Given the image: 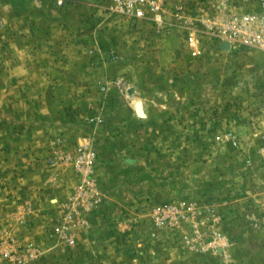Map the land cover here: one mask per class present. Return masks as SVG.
Listing matches in <instances>:
<instances>
[{
	"label": "rangeland",
	"instance_id": "1",
	"mask_svg": "<svg viewBox=\"0 0 264 264\" xmlns=\"http://www.w3.org/2000/svg\"><path fill=\"white\" fill-rule=\"evenodd\" d=\"M69 1L0 0V264H264V51L200 21L258 0H166L161 23ZM62 6L80 33L49 36L42 15ZM86 138L93 185L75 203L61 156ZM44 146L77 181L38 209L18 190Z\"/></svg>",
	"mask_w": 264,
	"mask_h": 264
},
{
	"label": "built area",
	"instance_id": "2",
	"mask_svg": "<svg viewBox=\"0 0 264 264\" xmlns=\"http://www.w3.org/2000/svg\"><path fill=\"white\" fill-rule=\"evenodd\" d=\"M57 1L60 3L62 0ZM258 2L260 6L258 14L243 11L234 6L227 7L224 3L216 8L212 16L200 15V21L210 33L218 35L222 41L227 42L230 46L248 44L264 51V0H258ZM165 4L166 0H113L109 8L134 16H143L148 10L152 15V19L161 23L165 12ZM174 15L176 17L182 16L177 9L174 10ZM95 157V148L89 138H86L75 152H64L61 156L62 161L72 164L81 178V184L71 196L75 203L80 201L78 198L83 196L87 198L88 193L92 190L93 180H91L90 174ZM56 161L57 159L51 158V162ZM177 209L176 204H165L156 208L155 214L160 215L161 212L165 211L173 213ZM5 252L3 254L6 255ZM32 254V252L29 253V255ZM20 263V257H13L12 264Z\"/></svg>",
	"mask_w": 264,
	"mask_h": 264
},
{
	"label": "crops",
	"instance_id": "3",
	"mask_svg": "<svg viewBox=\"0 0 264 264\" xmlns=\"http://www.w3.org/2000/svg\"><path fill=\"white\" fill-rule=\"evenodd\" d=\"M51 0H45V2H49ZM74 2V4L86 3L90 0H70L69 2ZM79 6V5H78ZM80 10L76 8L68 9L66 6L57 7L55 10L50 9L47 11V16L42 15V18L46 20L45 26L46 30H48L49 36H51V31L61 32L62 34L67 31V27H69V31L76 30V32L80 33L77 29H81V25L83 23L82 15L79 12ZM70 20L72 22H70ZM76 26H75V25ZM74 25V26H73ZM75 27V28H74ZM63 38V36H62ZM143 110L145 111L144 105H142ZM80 136V135H78ZM77 138V135L74 137ZM77 141V140H75ZM64 147H68L64 142L62 143ZM47 146L42 147L41 152L38 156L44 157L41 161L29 163H25L23 167V177L22 183L23 188L22 191L18 190L22 194L23 201H29V203L38 209L46 208L48 205H51L53 208L58 204V202L66 197L68 194L70 185L77 181V177L72 173L70 168H60L59 173L55 168H50L47 166L45 162V155H47ZM30 155V154H29ZM31 156V155H30ZM26 158V156H25ZM40 160V158L38 159ZM60 176V178H58ZM43 187V191L36 190L37 188ZM40 193V194H39ZM39 196V197H38ZM40 196H43L40 199ZM37 199V200H36ZM39 199V206L36 205V202ZM12 202V201H11ZM9 205V204H8ZM5 205L0 203V229H2V220L6 217V220H10V215H6L3 213L5 211ZM9 214V213H7Z\"/></svg>",
	"mask_w": 264,
	"mask_h": 264
},
{
	"label": "water",
	"instance_id": "4",
	"mask_svg": "<svg viewBox=\"0 0 264 264\" xmlns=\"http://www.w3.org/2000/svg\"><path fill=\"white\" fill-rule=\"evenodd\" d=\"M221 45L223 47H228V43L227 42H222ZM136 105H137L136 106V112H137V114H139L140 116H144L145 113L142 110L141 104L139 103V105L138 104H136Z\"/></svg>",
	"mask_w": 264,
	"mask_h": 264
}]
</instances>
